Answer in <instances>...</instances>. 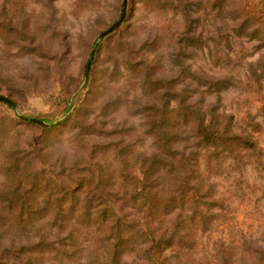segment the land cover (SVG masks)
I'll list each match as a JSON object with an SVG mask.
<instances>
[{
  "label": "rangeland",
  "instance_id": "obj_1",
  "mask_svg": "<svg viewBox=\"0 0 264 264\" xmlns=\"http://www.w3.org/2000/svg\"><path fill=\"white\" fill-rule=\"evenodd\" d=\"M122 10L0 0V264H264V0Z\"/></svg>",
  "mask_w": 264,
  "mask_h": 264
},
{
  "label": "trees",
  "instance_id": "obj_2",
  "mask_svg": "<svg viewBox=\"0 0 264 264\" xmlns=\"http://www.w3.org/2000/svg\"><path fill=\"white\" fill-rule=\"evenodd\" d=\"M23 119L30 123L41 122L35 119H28V118H23ZM189 225H192V223H190ZM186 228L190 229V227H186ZM175 247H176V242L174 237L159 238L157 241L151 242L146 250H142L143 255L142 258L141 257L140 258L144 264H166L167 256L165 255V253L167 251H172V249H174ZM185 256H186L185 254H181L179 257L176 256V258L180 259L179 262H181L183 261L182 259H185Z\"/></svg>",
  "mask_w": 264,
  "mask_h": 264
},
{
  "label": "water",
  "instance_id": "obj_3",
  "mask_svg": "<svg viewBox=\"0 0 264 264\" xmlns=\"http://www.w3.org/2000/svg\"><path fill=\"white\" fill-rule=\"evenodd\" d=\"M126 1H127V0H123V10H122V14H121L119 20L116 21V22H115V23H114L109 29H107L106 31H104V32L100 35L99 39L103 38L105 35H107L108 33L112 32V31H113L114 29H116V28L119 26V24L122 22V20H123V18H124V16H125ZM95 47H96V44H95V46L93 47V49H92V51H91L89 61H88L87 65H86L85 74H84L85 79H86V77H87V75H88V71H89V68H90V65H91V61H92V59H93V55H94V51H95ZM0 102H1V103H6V104H8V105H10V106H14V104H13L12 101H10L8 98L3 97V96H1V95H0ZM40 123H42V122H40Z\"/></svg>",
  "mask_w": 264,
  "mask_h": 264
}]
</instances>
